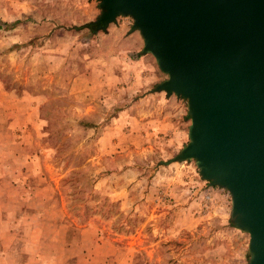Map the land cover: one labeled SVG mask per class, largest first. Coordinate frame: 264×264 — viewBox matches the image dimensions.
<instances>
[{"label":"rangeland","instance_id":"obj_1","mask_svg":"<svg viewBox=\"0 0 264 264\" xmlns=\"http://www.w3.org/2000/svg\"><path fill=\"white\" fill-rule=\"evenodd\" d=\"M98 14L94 0H0V82L16 96L44 95L39 125L33 122L32 127L15 128L17 135L28 138L23 141L27 144H22L26 151L44 149L39 153V163L30 165L34 173H28L27 164L21 167V161L13 160L16 167L13 165L12 180L19 189L6 207L13 219V235H20L30 214L56 205L65 214L73 237L87 225L101 229L120 248L118 258L127 253L125 264H246L248 237L228 222V193L202 181L192 161L161 164L187 142L185 102L173 96L175 102L167 107L152 108L144 103L134 112L137 97L120 93L130 82L120 75L116 64L101 75L102 85L94 86L93 94L81 91L90 87L84 74L86 60L102 50L111 51V43L118 38L115 28L123 38L135 36L125 44L126 50L138 45L136 36L139 45L142 43L137 32H129L132 21L128 17L116 18L104 32L86 28ZM146 59L149 62L140 63L144 82L136 86L152 94L163 93L153 92V88L166 77L156 68L154 79L148 71V64L154 66L153 58L147 55ZM99 79L95 82L100 83ZM76 89L79 91L75 93ZM23 104H10L15 122H19L21 114L16 113ZM124 111L132 116L136 113L139 122H148L150 137L140 140L136 132H142V128L134 127L127 148H116L113 153L107 149L100 156L98 139L103 133L112 130L114 141L130 135L117 132V122L124 120L118 115ZM9 113L1 110L0 122H10ZM163 120L173 123L175 132L180 133L173 150L164 139L158 140L163 137L160 132L150 135L155 129L164 130L152 127V122ZM123 128L131 129L130 125ZM104 180V189H94ZM38 184L46 185L52 196L47 204L30 200L31 188ZM113 186L126 189L132 202L126 210L105 195L106 188ZM10 247L13 254L9 260L20 263L24 255L17 237Z\"/></svg>","mask_w":264,"mask_h":264},{"label":"water","instance_id":"obj_2","mask_svg":"<svg viewBox=\"0 0 264 264\" xmlns=\"http://www.w3.org/2000/svg\"><path fill=\"white\" fill-rule=\"evenodd\" d=\"M85 27L128 17L166 78L153 92L185 102L187 142L162 165L192 161L226 191L228 222L247 235L246 264H264V0H94Z\"/></svg>","mask_w":264,"mask_h":264},{"label":"crops","instance_id":"obj_3","mask_svg":"<svg viewBox=\"0 0 264 264\" xmlns=\"http://www.w3.org/2000/svg\"><path fill=\"white\" fill-rule=\"evenodd\" d=\"M87 7H91V4ZM113 31L118 38H115V41L111 43V47L109 46L111 51L104 52L102 50L101 54L90 58L88 57L86 60V72L84 74L86 75L88 83H90V87L84 88V90L81 91L87 92L86 95H88V93L93 94L92 92L95 90L94 86L102 85L103 78L101 75L109 71V68L111 71L116 64L118 70L121 71L120 75L127 76V80L130 82V85L127 86L126 89L121 88L120 93L123 95H128L129 93V95L137 97V102H135V98L132 100V102H135V106H132L135 107L134 112H137V106L143 105L144 103L150 105L152 108H154L155 105L156 107L157 105H162V108H164L175 102L176 99L173 96L168 98L164 93L152 94L143 90L142 86H136L139 81L142 83L144 82L140 77V63H142L143 60H147V55L142 56V54H137L142 48V43L139 45V38L136 36V43L138 45L132 50H126L124 47L125 44H128L130 39L135 40V36L123 38L119 29L115 28ZM100 43H102L103 46L104 41ZM106 45H108L107 41H105V46ZM113 49L116 51L113 52ZM128 53L136 54L133 55ZM148 71L155 79V63L153 67L148 64ZM124 76L122 77L124 78ZM99 77V81L101 82H95ZM78 91L79 89H76L75 93ZM36 96L37 97H33V95L29 96V94L21 97L16 96L12 91L4 89L0 82V108H2L0 111H10L8 118H12L10 122H0V174L3 173V175L0 176V264H14L13 261L9 260L13 254V248L10 247V244H12L13 239L16 237L20 242V251L24 255V259L18 264H109V260L112 261V264H125V255H127V253H123L118 258L120 255L118 254L120 253V248L116 247L112 243V240L104 236L101 229L95 228L92 225H87L79 228L73 237L72 233L69 232L70 224L66 221L65 214L60 207L56 205H53L51 208L47 207L45 210L41 209L39 210L40 212L36 211L30 214L28 217L29 222L26 223V225L22 224L24 229L20 235H13L14 233L11 231L13 219L6 211V207L11 205L9 203L13 195H18L19 189V184L14 185V181L12 180L13 170L14 167H16L13 160L16 159L19 162L21 161V167L27 164L26 170L29 171L28 173H34V169L32 168V170L30 165L33 167L35 163H39V153H41V151L43 153L44 149L42 147L40 151L36 153L26 151L22 147V144H27V142L23 143V141H28V138L23 135H17L15 131V128L22 129L26 128L28 125L32 127L34 124L38 126L39 122H41L38 119V112L41 107L40 105L43 103L44 95L38 93ZM5 100H8V102H5ZM13 101L24 103L21 105L23 109L16 113L21 114V117H18L20 118L19 122H15L16 117L12 115L13 112L12 108H10V104ZM137 116L136 113L132 116L127 111H124L122 115L119 114L118 117L124 120L123 122H117V126H119L117 132H129L130 135H122V138L119 136L114 141L112 140V137H114L112 130H108L109 132L103 133V138L98 139L99 146L97 147V153L103 156L107 149L109 153H113V151L117 152V150H115L116 148H119L120 151H122V148H127V146L132 143L131 135L134 127L140 126L142 128V132H136V134L141 136L140 140L149 138L150 136L147 133L148 122H139L140 118ZM153 118L157 120L155 117H150V119ZM163 121L164 122H152V127L163 128L164 130L155 129L150 135L153 136L157 132H160L163 137H159L158 140L164 139V142L172 145L171 150H173L176 148V146H174V141H179L181 137L180 133L175 132L173 123L170 124L169 122H165V120ZM129 125L131 129L130 131H126L123 127ZM120 127L122 130H120ZM143 134L144 137H142ZM166 134H168V137H166ZM104 186L105 180L104 184L100 181L96 186L94 185V189H104ZM31 189L30 200L34 201L37 205L47 204L48 199L52 200V196H50L46 185L38 184ZM105 193L111 201L117 202L122 210H126L132 203L128 198L124 186L106 188ZM72 242L74 243L71 244Z\"/></svg>","mask_w":264,"mask_h":264}]
</instances>
